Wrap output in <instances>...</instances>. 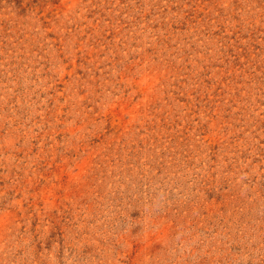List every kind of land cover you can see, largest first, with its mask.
<instances>
[{
  "label": "rangeland",
  "instance_id": "rangeland-1",
  "mask_svg": "<svg viewBox=\"0 0 264 264\" xmlns=\"http://www.w3.org/2000/svg\"><path fill=\"white\" fill-rule=\"evenodd\" d=\"M0 264H264V0H0Z\"/></svg>",
  "mask_w": 264,
  "mask_h": 264
}]
</instances>
